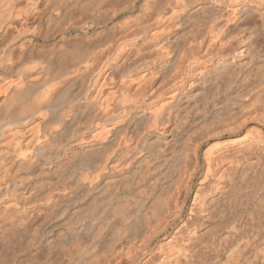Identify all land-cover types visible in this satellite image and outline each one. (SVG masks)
<instances>
[{"label":"bare ground","instance_id":"6f19581e","mask_svg":"<svg viewBox=\"0 0 264 264\" xmlns=\"http://www.w3.org/2000/svg\"><path fill=\"white\" fill-rule=\"evenodd\" d=\"M0 264H264V0H0Z\"/></svg>","mask_w":264,"mask_h":264}]
</instances>
